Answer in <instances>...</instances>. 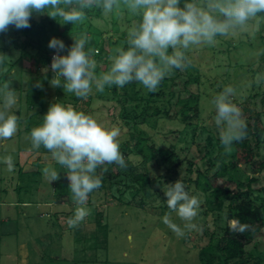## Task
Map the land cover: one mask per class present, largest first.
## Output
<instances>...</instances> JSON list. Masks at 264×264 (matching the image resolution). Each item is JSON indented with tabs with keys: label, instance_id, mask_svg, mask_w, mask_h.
Returning <instances> with one entry per match:
<instances>
[{
	"label": "rangeland",
	"instance_id": "rangeland-1",
	"mask_svg": "<svg viewBox=\"0 0 264 264\" xmlns=\"http://www.w3.org/2000/svg\"><path fill=\"white\" fill-rule=\"evenodd\" d=\"M199 2L203 4L204 0ZM100 9V15L91 19L97 30L84 27L81 31H74L68 28V23H64L59 17L53 19L46 12H33L31 17L43 18L45 21L52 19L56 27L66 26L65 30L69 32L64 34L63 43L67 49L63 55H67L68 49L74 43L72 36L79 37L81 33H86L90 42L87 45L89 50L97 53L98 43L104 41V49L107 48L109 52L108 57L116 54V48L123 47L129 29L135 26L139 19L133 17L125 7L114 9L108 14ZM48 34L52 39L53 32L49 30ZM2 37L0 33V55L7 58L6 62L0 65V75L3 74L0 78V88L5 81H10V88L16 91L17 97L10 113L20 119L16 135L9 140L0 141V264H201L198 249L208 241L204 226L208 232L215 231L216 236H220L224 229V214L205 215L201 203L198 216L193 221L199 228L185 230L183 237H177L163 223V216L169 212L168 207L163 205L167 199L164 192L168 185L181 180L189 195L197 196L202 201L201 189L183 178L187 173L188 160H195V166L200 168L205 166L207 158L212 167L220 163L222 144L219 128L214 120L215 107L211 100L222 92L225 86L234 87L236 94L232 97L233 103L241 109L245 122L251 125L256 121L264 137V82H255L258 75H264V15L257 14L244 29L227 36H216L215 43L211 46L194 45L185 51L194 64L195 73L199 75L197 82L189 83L190 90L199 95V115L193 116L192 124L188 126H185L180 118L170 120L160 115L156 130L154 128L157 133L152 137L154 143L160 147L172 144L177 159H182V163L168 170L163 162L157 164L153 159L143 161L134 151L123 149L121 152L125 153V159L130 165L137 170L146 169L151 176L160 173V182L131 193L133 185L125 186L130 184V181L123 174L110 181L104 173L102 187L91 192L84 205L88 215L75 228H70L67 224L77 207L71 198L67 169L57 164L43 146L38 150L32 149L31 141L26 137L30 135L33 127L42 124L43 116L51 105L48 100H59L72 104L77 111L82 109V112L92 115L105 127H119L120 147L126 139L128 144H132L133 139L129 134L133 125L124 120L119 123L118 112L121 103L117 97L125 91L126 103L133 105L138 96L145 98L150 92L137 81L122 88L116 87L115 94L107 92L98 95L93 87L89 102L83 103L81 98L73 102L71 97H76L74 94L65 93L62 87L51 86L50 81L54 75L51 69V76L43 75L44 69L51 68V61L46 68L31 72L27 70L32 59L29 57L30 53L21 51L20 44L3 45L5 41H1ZM10 38L18 43L24 40L22 33H12ZM30 44L34 52L36 44ZM53 52L56 54L55 49ZM94 59L97 61L98 75L110 68L111 62L108 59L107 62L104 61L103 56ZM186 70L173 69L172 73L166 76L167 82L170 83V78L179 74V83L174 87L178 89L188 78ZM45 80L47 83L39 95L45 100L43 107L30 108L26 103V88H37V83L41 85ZM159 90H164L165 93L153 96L151 105H160L167 98L169 86L160 83L156 91ZM2 102L0 93V104ZM40 117L42 121L39 120ZM140 127L141 125L136 126ZM245 137L255 151L254 164L239 166L237 178H254L250 182L249 191L250 196H257L253 202L259 204L264 201V166H258L259 161H264V140L256 143L253 134L247 132ZM205 143L208 145L206 154L204 149L200 150ZM227 154L231 155V152ZM7 155L14 158L13 171H8L6 164L2 162V158ZM45 167L58 171L59 179L50 181L43 172ZM193 174L194 172L190 176ZM208 181L212 187L224 185L222 175H209ZM231 185L235 188V182ZM116 188L123 191L122 200L117 199ZM196 192L198 194H195ZM96 218L100 224H97ZM171 220L183 228L184 222L176 213L171 214ZM244 255L248 257L249 262L259 258L264 260V232L257 234L245 245Z\"/></svg>",
	"mask_w": 264,
	"mask_h": 264
},
{
	"label": "clouds",
	"instance_id": "clouds-1",
	"mask_svg": "<svg viewBox=\"0 0 264 264\" xmlns=\"http://www.w3.org/2000/svg\"><path fill=\"white\" fill-rule=\"evenodd\" d=\"M94 7L102 8L105 14L125 7L140 19L127 33V50L116 48V54L107 57L110 68L99 75L97 61L92 58L94 53L85 51L89 40L86 33L72 36L74 43L67 55H60L65 50L62 40L53 37L49 41L48 47L56 50L50 66L54 73L51 86L62 87L65 93L81 99H87L93 87L103 93L106 86L122 88L132 81L155 92L173 69L184 71L191 66V60L185 55L190 46H211L216 36H227L246 28L258 13L264 12V0H204L203 4L199 0H183L182 6L181 0H0V33L7 32L9 26L30 27L33 12H46L53 19L59 17L64 23L74 25L85 19L86 9ZM6 58L0 55V65ZM255 82H264V75H258ZM40 86L37 83L36 87ZM0 93L3 97L0 141H5L16 135L20 118L10 113L17 102L10 81H5ZM235 94L234 87L229 85L211 100L220 142L226 153L232 151L234 142L246 136L247 125L242 111L232 100ZM120 134L116 125L105 127L92 115L74 109L72 104L53 103L43 116L42 124L33 127L26 137L32 149L43 146L57 164L67 169L71 198L77 205L74 215L67 220L70 228L77 227L85 219L88 210L84 205L89 194L102 187V176L96 174L97 168H102L103 172L108 171L105 165L127 168L120 152ZM2 162L8 171L14 170L11 155L3 157ZM43 172L50 181L59 179V172L52 167H45ZM164 194L169 212L163 216V223L177 237H183L185 230L198 229L199 225L193 221L202 201L190 196L181 180L168 185ZM172 213L184 222L183 228L172 222ZM230 227L239 233L254 231L251 225L239 220H233Z\"/></svg>",
	"mask_w": 264,
	"mask_h": 264
},
{
	"label": "trees",
	"instance_id": "trees-1",
	"mask_svg": "<svg viewBox=\"0 0 264 264\" xmlns=\"http://www.w3.org/2000/svg\"><path fill=\"white\" fill-rule=\"evenodd\" d=\"M100 12L101 9L97 7L86 9L85 20L77 22L74 25L71 22H68V28H72L74 31H81L84 27L85 29L93 27L94 30H97L91 19L100 15ZM258 15H264V12L258 13ZM132 16L140 19L138 15L132 14ZM54 22L55 21L52 19L45 21L43 18L35 19L31 17L29 21L30 27L17 29L15 26H9L7 32L1 33L3 36L1 41H5V44L3 45L16 46L20 44L21 51L30 53L29 57L32 58L30 66L27 67V70L31 72L38 71L39 68H46V65L50 63V57L54 51V49L48 47L49 41L51 40L48 31L51 30L53 32V37L62 41L65 36L64 34H66L67 31L65 30L66 26L56 27ZM12 33H22L24 40L19 41V43L16 42L10 38ZM120 35L122 36V34ZM105 41L108 40L105 39ZM31 42L36 44L34 52L30 44ZM103 42L100 41V43H98V48H95L97 53L93 52L94 55L92 58L103 56L104 61L106 60L107 62V55L109 52L107 48L104 49L105 46L103 45ZM89 43L90 42L88 40L85 45V51H89L87 46ZM123 48L125 50L128 48L126 38L123 43ZM66 49L67 46L65 44V50ZM65 50L61 52L60 55H63V53L66 52ZM171 51L172 50L169 49V52ZM185 55L187 56L186 52ZM50 69L51 68H48L46 72L43 71V75L46 77L51 76L52 73ZM97 70L98 66L96 68V71ZM186 74L188 75V78L180 84L178 89H175L174 87L179 83L177 81L179 74H175L172 78H170V83L167 82L166 77L161 81L163 85L169 86V94L160 105H151V103H153L151 99H153L152 97L155 95H163L165 93L164 90H159L160 92L155 91L153 94L150 92V94H148L145 98L138 96L133 105H128L126 103L127 96L125 91L120 97H117V100L121 103L120 110L118 112L119 123L121 120H124L125 122H129L133 125L129 134V137L133 139V143L128 144V140H124L121 144L120 152L123 151V149L128 148L129 150L134 151L135 154L140 155V158L143 161L153 159V161L157 164H160L161 162L165 163L168 170H170V168H174V165L182 163V159H177V154L172 144L166 147H160L154 143L152 137L155 133H157L155 130L160 115L165 116V118L170 120L180 118L185 126L192 124L191 118L193 116L198 117L199 107L197 100L199 99V95L198 93L191 91L189 88V83L197 82L199 80V75L195 73L194 64L191 63V66L186 70ZM2 75L3 74L0 75V78H2ZM135 82L137 81H132L131 83ZM45 83H47L46 80L41 83V87L35 88L33 86H28L26 88V103L30 105V108H34L36 106V108L39 109L43 107L45 100L39 95H41ZM108 88L109 87L106 86L103 93L113 92L115 94V85L111 86V89ZM96 92L98 95L103 94L98 91ZM71 99H73V102H77L80 98L71 97ZM90 99L91 97L88 96V98L86 100L83 99L82 102H89ZM48 102L49 104L62 103L65 106L69 104L66 102H59V100H48ZM32 105L33 107H31ZM176 106H178V108ZM79 111H82V109ZM39 120L42 121V117H40ZM245 123L247 125L246 132L253 134L256 143L264 140V137L261 135L262 129L256 121L251 125L249 122ZM137 125H141V127L136 128ZM181 131L182 130H179V132ZM207 143L203 144V148L200 147V150L204 149L205 154L208 150ZM221 151L222 152L219 154L220 163L215 167L210 166L211 163L209 158H207L204 162L205 166L203 168L195 166V160H188L187 173L183 178L184 181H187L188 183L190 182L193 186L201 189L203 194V214L223 213L225 218L224 229L220 236H216L215 231L208 232L204 226V232L206 234L208 233V241L204 246L198 249L199 260L201 264H264V260H262V258L249 262L247 259L248 257L244 255L245 245L252 241L257 234L264 232V201H261L259 204L255 203L253 200L257 199V196H250V182L254 180L253 177H247L244 180H239L237 178L239 166H249L254 164L255 151L246 137L232 144L231 155L225 153L223 145H221ZM122 154L125 158V153ZM258 166H264V161H259ZM105 167L108 168L107 172H103L102 168H97L96 170V174L102 176V185L105 180L103 176L104 173L110 181L123 174L130 181V184H125V186L127 187V185H133L131 193H135L140 189L151 186L153 183L160 182V173L156 176H151L148 174L146 169L137 170L136 167H133V165H130L129 163L127 164V168H123L122 171L117 165L113 164L105 165ZM98 171H100L99 174L97 173ZM192 172H194V174L193 176H190ZM209 175L213 177L222 175L224 185L212 187L208 181ZM233 182H235V188L231 185ZM174 183L175 182L172 184ZM109 185L110 184L107 185L108 189L110 187ZM242 186L245 187L241 189L240 187ZM116 191L118 192L117 199L122 200L123 191L120 188H116ZM195 194H198V192ZM163 205L167 206V203H164ZM233 220H239L242 224L251 225L254 228V231L248 230L243 233L233 231L230 227ZM95 221L97 224H100L98 218H96Z\"/></svg>",
	"mask_w": 264,
	"mask_h": 264
},
{
	"label": "built area",
	"instance_id": "built-area-1",
	"mask_svg": "<svg viewBox=\"0 0 264 264\" xmlns=\"http://www.w3.org/2000/svg\"><path fill=\"white\" fill-rule=\"evenodd\" d=\"M51 55H52V56H51V58H50V61L52 62V57L55 55V52H52Z\"/></svg>",
	"mask_w": 264,
	"mask_h": 264
}]
</instances>
